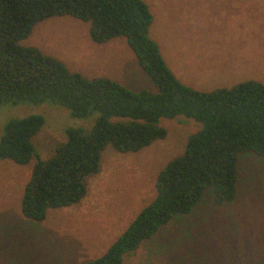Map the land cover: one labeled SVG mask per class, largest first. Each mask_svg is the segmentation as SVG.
<instances>
[{
    "label": "rangeland",
    "instance_id": "rangeland-1",
    "mask_svg": "<svg viewBox=\"0 0 264 264\" xmlns=\"http://www.w3.org/2000/svg\"><path fill=\"white\" fill-rule=\"evenodd\" d=\"M152 15L149 36L176 79L209 93L246 81L264 85V0H143ZM23 47H34L87 79L103 78L133 92L157 89L139 67L124 38L104 44L89 37V24L70 17L38 23ZM44 118L32 138L42 160L66 141L67 128L90 130L98 115L77 119L49 103L4 104L0 138L13 120ZM166 137L136 153L107 147L100 170L86 178L77 204L51 210L41 222L20 211L35 160H0V264H81L101 257L156 196L161 170L181 156L201 129L192 119H160ZM237 194L214 203L211 188L187 215L175 216L122 264H264V157L238 155Z\"/></svg>",
    "mask_w": 264,
    "mask_h": 264
},
{
    "label": "trees",
    "instance_id": "trees-1",
    "mask_svg": "<svg viewBox=\"0 0 264 264\" xmlns=\"http://www.w3.org/2000/svg\"><path fill=\"white\" fill-rule=\"evenodd\" d=\"M58 17L88 23L89 37L98 44L124 38L157 91L133 92L111 80L87 79L39 49L21 46L38 23ZM152 20L143 0H0V107L49 103L77 119L98 115L88 131L67 128L66 141L46 160L31 143L42 116L6 124L0 160L21 166L36 161L21 199L25 219L41 222L49 211L79 203L87 193L86 178L99 172L107 147L136 153L163 140L160 119L183 116L201 125L183 154L159 172L155 198L101 257L81 264H122L175 216L191 213L208 188L216 205L232 203L238 155L264 157V85L250 80L209 93L185 86L150 38Z\"/></svg>",
    "mask_w": 264,
    "mask_h": 264
}]
</instances>
